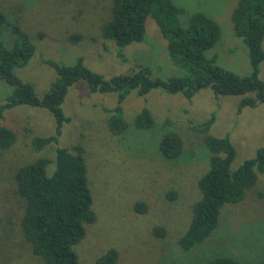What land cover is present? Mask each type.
Here are the masks:
<instances>
[{
    "label": "rangeland",
    "instance_id": "rangeland-1",
    "mask_svg": "<svg viewBox=\"0 0 264 264\" xmlns=\"http://www.w3.org/2000/svg\"><path fill=\"white\" fill-rule=\"evenodd\" d=\"M172 1L181 8L183 26L196 11L213 17L220 36L207 54L225 68L239 74L249 72L247 48L232 29L231 12L237 0ZM0 4L6 15L0 40L12 46L11 27L16 22L35 45L27 64L15 73L30 82L37 95L47 91L56 75L44 58L71 64L80 56L104 77L128 72L136 63L149 65L162 78L182 73L168 57L165 39L150 16L145 21L144 40L124 46L126 59L117 55L116 44L101 32L110 14V0H0ZM76 33L80 39L70 41L69 36ZM259 75L264 79V59ZM11 90L0 78V103ZM240 97L214 94L207 87L191 98L159 88L145 95L131 90L122 102L127 129L113 134L105 124V107L117 103V94L90 91L81 79L69 87L62 101L69 121L63 123L57 142L38 151L32 139L54 133L51 113L28 104L4 110L0 124L11 128L15 139L0 148V264H42L23 237L24 200L15 190V170L38 156L53 158L56 146L74 144L83 147L96 213L95 221L85 225L84 236L73 245L76 264H96L97 257L111 247L118 250L116 264H207L222 253L235 256L241 264H264V170L257 172L255 184L242 200L222 206L218 225L208 237L186 251L177 244L191 220L192 205L200 197L197 182L209 162L205 133L198 124L214 112L209 132L229 135L236 150L232 168L264 146V102L236 112ZM143 107L150 110L155 124L137 129L134 116ZM170 129L181 135L183 149L180 155L166 159L158 151V141ZM53 166L47 167L48 173ZM140 200L147 204L144 212L135 210ZM156 226L164 228V236L153 233Z\"/></svg>",
    "mask_w": 264,
    "mask_h": 264
},
{
    "label": "trees",
    "instance_id": "trees-1",
    "mask_svg": "<svg viewBox=\"0 0 264 264\" xmlns=\"http://www.w3.org/2000/svg\"><path fill=\"white\" fill-rule=\"evenodd\" d=\"M181 8L172 0H110V14L102 24V36L117 46V55L126 59L123 48L130 42L144 40L145 21L152 17L162 37L166 52L182 73L162 78L154 74L152 67L136 63L131 70L104 77L86 66L79 56L75 62L65 64L50 58L43 61L55 70V78L49 88L37 95L30 82L22 81L15 69L27 64L35 45L15 22L11 32L15 41L7 47L0 40V78L12 86L11 92L0 103V119L4 110L16 105L28 104L47 109L54 117V133L34 136L32 147L38 151L43 146L57 142L64 122L61 104L69 87L84 80L90 91L115 92L117 103L107 108L105 124L113 134L126 131L127 123L122 113L125 96L135 90L145 95L159 88L168 93L180 92L191 98L198 90L210 88L214 94L240 95L236 112L242 107H253L264 102V79L260 77V63L264 59L262 39L264 37V0H237L231 12L233 33L240 37L247 48L249 72L239 74L216 62L209 56L211 48L220 36L218 22L208 14L196 11L183 26L179 21ZM6 25V15L0 4V27ZM81 35L71 34L74 42ZM214 112L198 124L203 131L204 142L209 152L208 167L200 176L197 185L199 199L192 205V215L184 233L177 239L179 247L186 251L208 237L219 222L220 209L226 203L243 199L245 191L252 187L257 172L264 170V146L244 158L236 167L231 164L236 154L228 134L214 135L209 132L214 121ZM155 124L150 110L138 111L133 120L137 129L151 128ZM15 139L14 131L0 124V148L10 146ZM183 149L181 135L170 129L163 131L158 141V151L166 159L180 155ZM54 163L50 173L47 167ZM16 193L24 200L21 228L24 240L31 252L42 260V264H76L73 245L85 233V225L95 221L92 198L87 181V168L83 147L79 144L56 146L54 157L38 156L19 166L14 172ZM174 193L169 196L174 197ZM135 210L144 212L145 201H136ZM153 233L164 236L163 227L156 226ZM118 250L108 248L96 259V264H116ZM207 264H241L230 254H217Z\"/></svg>",
    "mask_w": 264,
    "mask_h": 264
}]
</instances>
